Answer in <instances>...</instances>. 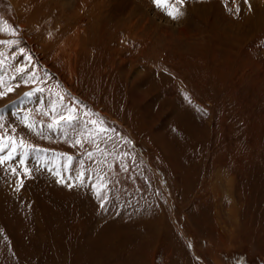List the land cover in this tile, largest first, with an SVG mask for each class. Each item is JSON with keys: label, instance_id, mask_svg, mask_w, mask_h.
I'll return each instance as SVG.
<instances>
[{"label": "rangeland", "instance_id": "374dc122", "mask_svg": "<svg viewBox=\"0 0 264 264\" xmlns=\"http://www.w3.org/2000/svg\"><path fill=\"white\" fill-rule=\"evenodd\" d=\"M48 1L0 0V264H264V0H150L144 47Z\"/></svg>", "mask_w": 264, "mask_h": 264}, {"label": "bare ground", "instance_id": "6f19581e", "mask_svg": "<svg viewBox=\"0 0 264 264\" xmlns=\"http://www.w3.org/2000/svg\"><path fill=\"white\" fill-rule=\"evenodd\" d=\"M10 1L13 4V6L16 8V11L19 15L23 14L24 11L25 12L29 11L30 15H29V17H27V16L26 17L29 19L30 18L33 19L30 21H28L29 19L27 20L30 24L29 26L32 27V25H33L32 23H34V21H37V18H40L41 15L45 13V9L47 8V5L45 3L48 0H10ZM53 1L55 2V0H52V1L49 0L48 3L52 4V6H54ZM81 1L83 4L85 3V5H86L87 0H81ZM112 1L117 2L116 0H112ZM107 2H110V0H108ZM132 3L135 4V9L133 11L136 13L138 12L140 16L136 20H134V17H133V19L127 18L126 21L122 22V24L125 26V28L123 27V29L125 31V36L127 39L128 38L136 39L137 43H140V46L144 47L145 45H148L149 43H151V41H152V39H154L153 37L155 35L157 37H160V39H161V37H165L167 39L170 37H171L170 39H172V37L173 38L175 37L178 41H181V39L185 37V35H186L185 29H182V28L178 29L179 22H176V23H178L177 27H175V28L170 27L169 25L171 24V22L168 21L167 19H164L161 16V14L156 13L154 6L152 5V2L150 0H132ZM117 5L116 4L113 5L114 9H113V11H111L112 18H116L114 16L115 14L117 15V18L119 16L118 13L120 10L117 8ZM104 6L99 5L98 7L95 8V10L93 8L90 10V12L92 14L94 12L93 21L98 20L100 18L102 10L104 9ZM52 11H53V8H52ZM91 13H90V15H92ZM46 14L48 15L49 13L47 12ZM47 15H45V16H47ZM83 16H82V18H80V19L78 18L76 20V21H79L77 23L80 24V23L84 22V20L86 21V19H87L86 16H88V14L85 13V17H83ZM178 17H180V16H178ZM79 27H80V28H78L79 31L81 30V32L84 35H88V34H86V30H88V29H86V30L83 29L84 26H82V25ZM28 29H30V28H28ZM85 37H87V36H85ZM139 37H141V39H138ZM142 37L145 40L142 39ZM53 40H52V42H53ZM72 44H73V42H72Z\"/></svg>", "mask_w": 264, "mask_h": 264}, {"label": "snow or ice", "instance_id": "6c2138e0", "mask_svg": "<svg viewBox=\"0 0 264 264\" xmlns=\"http://www.w3.org/2000/svg\"><path fill=\"white\" fill-rule=\"evenodd\" d=\"M153 2L159 7L161 6V0H153ZM184 0H177L178 4L183 5ZM237 11H239V9H237ZM180 14L179 9H173L172 11L168 12V15L171 16L173 19H175L177 17V15ZM12 35H15V33L13 32ZM12 89H9V91H11ZM4 93L0 92V96H2ZM63 119V118H62ZM101 131H107V129H101ZM4 160L2 157H0V164H3ZM25 171L27 172V169H25ZM13 173H15V169H13ZM63 178L59 177L58 178V183L62 182ZM69 187H71L72 185H68ZM99 195V193H98ZM103 207V204L101 205Z\"/></svg>", "mask_w": 264, "mask_h": 264}]
</instances>
